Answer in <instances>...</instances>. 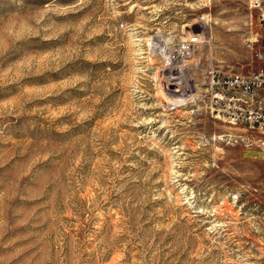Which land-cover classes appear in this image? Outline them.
<instances>
[{"label": "rangeland", "instance_id": "rangeland-1", "mask_svg": "<svg viewBox=\"0 0 264 264\" xmlns=\"http://www.w3.org/2000/svg\"><path fill=\"white\" fill-rule=\"evenodd\" d=\"M263 13L0 0V264H264V134L205 95L264 72Z\"/></svg>", "mask_w": 264, "mask_h": 264}, {"label": "built area", "instance_id": "built-area-1", "mask_svg": "<svg viewBox=\"0 0 264 264\" xmlns=\"http://www.w3.org/2000/svg\"><path fill=\"white\" fill-rule=\"evenodd\" d=\"M264 20V13L262 14ZM178 52L189 54V45ZM207 107L223 122L264 134V73H225L210 70L205 82Z\"/></svg>", "mask_w": 264, "mask_h": 264}, {"label": "crops", "instance_id": "crops-1", "mask_svg": "<svg viewBox=\"0 0 264 264\" xmlns=\"http://www.w3.org/2000/svg\"><path fill=\"white\" fill-rule=\"evenodd\" d=\"M264 34V33H263ZM263 54H264V50H263ZM264 73V72H263Z\"/></svg>", "mask_w": 264, "mask_h": 264}, {"label": "bare ground", "instance_id": "bare-ground-1", "mask_svg": "<svg viewBox=\"0 0 264 264\" xmlns=\"http://www.w3.org/2000/svg\"><path fill=\"white\" fill-rule=\"evenodd\" d=\"M192 41H194V40L192 39Z\"/></svg>", "mask_w": 264, "mask_h": 264}]
</instances>
